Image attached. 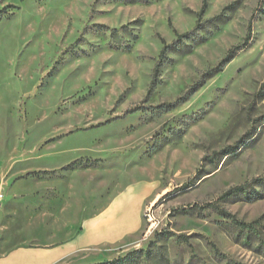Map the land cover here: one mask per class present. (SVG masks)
Masks as SVG:
<instances>
[{"label": "rangeland", "instance_id": "obj_1", "mask_svg": "<svg viewBox=\"0 0 264 264\" xmlns=\"http://www.w3.org/2000/svg\"><path fill=\"white\" fill-rule=\"evenodd\" d=\"M203 2L0 0V255L147 182L136 235L61 264H264V0Z\"/></svg>", "mask_w": 264, "mask_h": 264}, {"label": "crops", "instance_id": "obj_2", "mask_svg": "<svg viewBox=\"0 0 264 264\" xmlns=\"http://www.w3.org/2000/svg\"><path fill=\"white\" fill-rule=\"evenodd\" d=\"M157 186L141 182L127 187L97 216L86 220L74 238L50 247H17L0 255V264H61L84 250L113 245L136 235L143 212L154 205Z\"/></svg>", "mask_w": 264, "mask_h": 264}, {"label": "trees", "instance_id": "obj_3", "mask_svg": "<svg viewBox=\"0 0 264 264\" xmlns=\"http://www.w3.org/2000/svg\"><path fill=\"white\" fill-rule=\"evenodd\" d=\"M207 7H208V0H204V2H203V8H202V13H204L206 11ZM187 35H189V34H186V35H184L182 37H186ZM158 70H159V68H157V71ZM257 183L264 184V179L258 180ZM247 186H248V184H246L244 186L237 187V188H235V189L227 192L223 196V198H227V197L233 196L234 194H240V193L247 192V189H248ZM225 215H227V217H232L231 214H229V213H225Z\"/></svg>", "mask_w": 264, "mask_h": 264}, {"label": "built area", "instance_id": "obj_4", "mask_svg": "<svg viewBox=\"0 0 264 264\" xmlns=\"http://www.w3.org/2000/svg\"><path fill=\"white\" fill-rule=\"evenodd\" d=\"M3 199H4V195L0 194V208L2 207Z\"/></svg>", "mask_w": 264, "mask_h": 264}]
</instances>
